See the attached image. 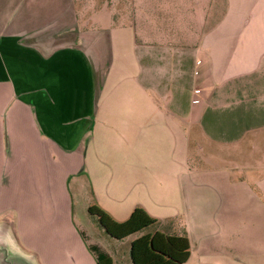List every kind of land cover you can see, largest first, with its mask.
Returning <instances> with one entry per match:
<instances>
[{
    "label": "crops",
    "instance_id": "obj_1",
    "mask_svg": "<svg viewBox=\"0 0 264 264\" xmlns=\"http://www.w3.org/2000/svg\"><path fill=\"white\" fill-rule=\"evenodd\" d=\"M170 2L193 11L197 38L84 23L75 0H0L3 214L42 221L51 237L74 219L78 194L91 195L87 212L98 206L120 223L140 207L161 232H186L192 261L206 225L178 233L174 206L226 204L238 181L189 182L202 172L186 169L190 143L260 145L264 157V0ZM232 29L237 39L225 37Z\"/></svg>",
    "mask_w": 264,
    "mask_h": 264
},
{
    "label": "rangeland",
    "instance_id": "obj_2",
    "mask_svg": "<svg viewBox=\"0 0 264 264\" xmlns=\"http://www.w3.org/2000/svg\"><path fill=\"white\" fill-rule=\"evenodd\" d=\"M75 2L84 23L92 21L93 25L111 28L134 25L139 39H148L149 32H152L157 37L172 40L180 37L185 29H188L186 33H194V38H197L196 29L191 28L186 19L191 17L193 11L185 10L170 0ZM209 16H212L211 12ZM251 30L252 28L249 29L250 32ZM223 31L222 29V33ZM225 37L237 39V32L232 29L231 34ZM189 151L187 171H202L189 175V182L197 180L203 183H223L227 178L238 181L234 196L231 193V200L226 204L222 200H215L209 210L199 214L189 204L174 206L178 218L175 231L178 233H183L187 224L197 228L206 225V231L194 238L193 259L189 264H264L262 147L258 145L255 151H235L214 150L213 147L206 146L202 152L193 141L189 145ZM90 198L91 195L86 198L84 194H78L74 219L54 224L51 228L54 234L51 237L40 235L43 232L42 221H21L15 212L3 214L0 210V254L6 264H97L95 255L89 250V244L102 247L114 259L115 264H132L130 243L145 233L160 230V226H152L123 242L111 241L86 210ZM44 229L47 231L45 227ZM68 251L70 255L67 257Z\"/></svg>",
    "mask_w": 264,
    "mask_h": 264
},
{
    "label": "trees",
    "instance_id": "obj_3",
    "mask_svg": "<svg viewBox=\"0 0 264 264\" xmlns=\"http://www.w3.org/2000/svg\"><path fill=\"white\" fill-rule=\"evenodd\" d=\"M88 213L110 238L118 241L145 232L158 223L140 207L134 210L129 220L122 223L113 220L98 206H90ZM89 250L95 255L97 264H114L113 258L101 247L91 245ZM191 254L190 240L185 231L181 236H171L161 231L145 233L134 240L130 248L132 264H186Z\"/></svg>",
    "mask_w": 264,
    "mask_h": 264
},
{
    "label": "built area",
    "instance_id": "obj_4",
    "mask_svg": "<svg viewBox=\"0 0 264 264\" xmlns=\"http://www.w3.org/2000/svg\"><path fill=\"white\" fill-rule=\"evenodd\" d=\"M200 91L196 90V94H199ZM195 102H198L197 100Z\"/></svg>",
    "mask_w": 264,
    "mask_h": 264
}]
</instances>
